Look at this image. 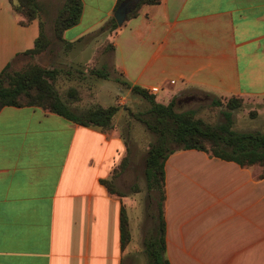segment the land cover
<instances>
[{"label": "crops", "instance_id": "0c3cea01", "mask_svg": "<svg viewBox=\"0 0 264 264\" xmlns=\"http://www.w3.org/2000/svg\"><path fill=\"white\" fill-rule=\"evenodd\" d=\"M37 1L40 18L22 24L10 1L0 0V70L25 61L39 19L53 24L63 3ZM117 1L82 0L79 20L60 41L69 50L92 51L106 32L114 70L130 85L159 86L167 94L161 100L154 94L162 103L191 89L222 101L264 103V0L142 3L110 30L105 23ZM73 60L67 64H79ZM126 150L115 123L104 131L41 106L1 107L0 264H132L131 197L102 182ZM164 167L170 264H264L260 165L191 148L174 150ZM122 205L131 233L123 248Z\"/></svg>", "mask_w": 264, "mask_h": 264}, {"label": "trees", "instance_id": "16d2710c", "mask_svg": "<svg viewBox=\"0 0 264 264\" xmlns=\"http://www.w3.org/2000/svg\"><path fill=\"white\" fill-rule=\"evenodd\" d=\"M13 10L20 14L19 20L27 24L32 19L40 18L41 6L37 0H9ZM122 0L117 1V5ZM160 0H139L136 7L127 15H136L142 3L155 4ZM82 0H63L53 20V30L57 38L62 39L65 28L75 24L81 15ZM107 28L113 30L118 24L111 16L105 23ZM44 22L39 19V34L34 45L23 51L25 54H36L48 45V36L44 32ZM59 69L46 67L31 62L21 69H10L8 66L0 70V108L5 105L41 106L44 109L58 113L67 119L83 125H94L102 130L113 127L114 117L120 108L117 103L109 105H92L83 110H75L69 101L57 91L54 80ZM126 86L134 93L140 94L149 102V107L139 113L137 118L145 127L155 135L149 144L145 156L144 174L149 189L156 188L159 198L156 201V214H154V227L152 234L144 239V248L148 264H170L165 255V160L176 149H200L212 156L232 160L241 166L258 164L261 166V176H264V131L237 130L232 127V110L241 106L242 98L230 96L224 102L222 109L224 121L212 124L195 115L193 108L177 110L176 95L167 103L157 101L155 95L147 88L139 85ZM68 96L76 95L74 88H69ZM211 102L222 105L223 101L213 96ZM126 155L113 170L112 178L102 179L103 184L110 192L125 194L113 181L126 164ZM120 244L121 247L131 239L128 215L125 207H120Z\"/></svg>", "mask_w": 264, "mask_h": 264}, {"label": "rangeland", "instance_id": "374dc122", "mask_svg": "<svg viewBox=\"0 0 264 264\" xmlns=\"http://www.w3.org/2000/svg\"><path fill=\"white\" fill-rule=\"evenodd\" d=\"M43 29L49 40L45 49L36 54H27L24 57L25 61L12 69H21L31 62L46 67L48 65L59 67L54 85L75 110H83L95 104L105 106L117 102L120 108L115 114L113 123L126 141L127 159L124 169L115 178V184L119 189L129 192L131 197L129 209L134 223L132 264H147L143 240L153 231L155 223L153 216L156 214L159 191L147 187L144 165L147 149L155 139V135L136 115L144 112L149 107V102L140 94L128 90L122 82V77L114 70L111 46L106 32L103 33L102 38L95 41L96 49L79 51L65 47L56 37L52 23L45 25ZM68 58L74 59L73 61L79 64L69 66L66 61ZM69 88H74L76 95L68 96ZM157 97L159 100L166 99V91L161 89ZM212 97L191 89L176 95L175 108L177 110L193 108L197 117L216 124L224 121L222 109L225 108L226 99L223 100L222 105H215L211 102ZM232 117L234 129L264 131V103L242 101L240 107L232 110Z\"/></svg>", "mask_w": 264, "mask_h": 264}, {"label": "water", "instance_id": "95a60500", "mask_svg": "<svg viewBox=\"0 0 264 264\" xmlns=\"http://www.w3.org/2000/svg\"><path fill=\"white\" fill-rule=\"evenodd\" d=\"M139 0H122L115 8L113 17L118 25L127 18L128 13L136 7Z\"/></svg>", "mask_w": 264, "mask_h": 264}, {"label": "built area", "instance_id": "2783aa9c", "mask_svg": "<svg viewBox=\"0 0 264 264\" xmlns=\"http://www.w3.org/2000/svg\"><path fill=\"white\" fill-rule=\"evenodd\" d=\"M174 80H171L173 82ZM148 91L152 94H156L159 91V86L153 85L148 88Z\"/></svg>", "mask_w": 264, "mask_h": 264}]
</instances>
